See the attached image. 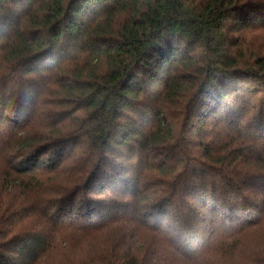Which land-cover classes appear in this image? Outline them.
<instances>
[{
    "label": "trees",
    "instance_id": "1",
    "mask_svg": "<svg viewBox=\"0 0 264 264\" xmlns=\"http://www.w3.org/2000/svg\"><path fill=\"white\" fill-rule=\"evenodd\" d=\"M258 229L264 0H0V264H264Z\"/></svg>",
    "mask_w": 264,
    "mask_h": 264
},
{
    "label": "rangeland",
    "instance_id": "2",
    "mask_svg": "<svg viewBox=\"0 0 264 264\" xmlns=\"http://www.w3.org/2000/svg\"><path fill=\"white\" fill-rule=\"evenodd\" d=\"M211 225H207L206 230H209V227ZM264 232L255 230L254 232L248 233L245 236V248H244V252H246L247 255H249L251 253V250L253 249V246L255 245V241L258 240L259 238L262 237ZM264 238V237H263ZM59 255V253H55L54 257L57 258ZM230 260H225L223 257L221 258H216L211 264H229Z\"/></svg>",
    "mask_w": 264,
    "mask_h": 264
}]
</instances>
